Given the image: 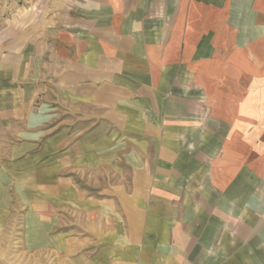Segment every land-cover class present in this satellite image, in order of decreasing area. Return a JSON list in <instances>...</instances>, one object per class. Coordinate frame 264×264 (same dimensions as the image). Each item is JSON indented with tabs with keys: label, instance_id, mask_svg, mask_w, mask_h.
Here are the masks:
<instances>
[{
	"label": "crops",
	"instance_id": "crops-1",
	"mask_svg": "<svg viewBox=\"0 0 264 264\" xmlns=\"http://www.w3.org/2000/svg\"><path fill=\"white\" fill-rule=\"evenodd\" d=\"M3 139L70 264H264V0L0 2Z\"/></svg>",
	"mask_w": 264,
	"mask_h": 264
},
{
	"label": "rangeland",
	"instance_id": "rangeland-1",
	"mask_svg": "<svg viewBox=\"0 0 264 264\" xmlns=\"http://www.w3.org/2000/svg\"><path fill=\"white\" fill-rule=\"evenodd\" d=\"M0 2H6L12 9L13 6H22L26 0ZM3 133L6 138L7 132ZM15 144L7 139L0 141V264H70L69 253L57 252L62 249L61 240L50 235L60 234L54 218L44 225L39 222L41 214L48 210L40 211L38 204L46 199L49 201L50 191L26 183L16 172V167L6 166L7 160L15 161L10 156ZM29 185L34 187L29 188Z\"/></svg>",
	"mask_w": 264,
	"mask_h": 264
}]
</instances>
